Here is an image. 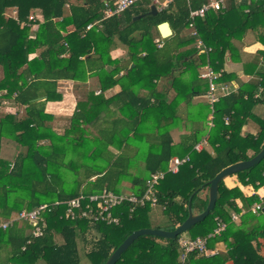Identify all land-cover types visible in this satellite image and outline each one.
<instances>
[{"label": "trees", "instance_id": "1", "mask_svg": "<svg viewBox=\"0 0 264 264\" xmlns=\"http://www.w3.org/2000/svg\"><path fill=\"white\" fill-rule=\"evenodd\" d=\"M111 1L0 0V106L4 99L25 105L21 115H0V220L12 218L23 208L72 198L81 186L87 194L103 188L120 192L122 182L129 181V191L139 195L151 172L164 171L156 185L157 201H147L133 211L123 202L113 210L117 224L65 219L60 207L45 214L44 233L39 237L30 236L29 223L13 221L0 227V264H80L78 239L92 264H103L132 231L173 230L187 217L189 202L193 212L203 211L207 199L201 200L199 191L206 188V182L223 167L251 158L264 144V120L256 124L254 133L240 134L252 107L264 105V0H231L225 10L207 11L196 18L198 38L210 47L200 54L192 46L194 38L185 33V0H173L156 15L147 13L152 2L142 0L103 19L105 3L111 5ZM189 2L197 8L204 0ZM32 12H38L41 20L29 19ZM139 14L143 15L133 20ZM164 21L172 34L161 38L157 25ZM91 22L96 24L86 29ZM33 26L35 33L30 36ZM247 32L262 48L242 60ZM156 37L163 41L160 47L154 42ZM118 48L124 49L122 59L111 55ZM227 55L251 78L238 83L236 92L219 98L213 126L207 129V103L192 105L191 100L205 98L207 81L199 73L206 63L222 70L218 81L237 79L236 70L227 67ZM90 75L98 76L101 92L115 85L119 90L104 100L89 91L84 100L77 101L69 126L57 134L44 103L61 99L58 80L85 81ZM258 87L263 94L254 97ZM180 102L191 106L187 118L192 130L174 142L169 131L179 123ZM205 134L206 145L196 151L194 145ZM4 141L19 147L12 158L1 154ZM172 156L188 160L171 172L167 168ZM139 160L145 161L144 176L134 170ZM263 171L264 157L232 175L257 189L264 184ZM237 198L242 200L240 206ZM257 200L256 193L244 196L237 186L228 188L219 181L213 209L188 230L195 229L191 238L208 235L218 216L226 227L208 239V247L221 241L226 249L212 256L191 252L185 264H224L227 260L264 264V212L248 210ZM155 205L161 206L167 222L152 226L148 216ZM233 212L239 213L236 221L231 220ZM182 234L174 238L140 235L114 264H179Z\"/></svg>", "mask_w": 264, "mask_h": 264}, {"label": "built area", "instance_id": "2", "mask_svg": "<svg viewBox=\"0 0 264 264\" xmlns=\"http://www.w3.org/2000/svg\"><path fill=\"white\" fill-rule=\"evenodd\" d=\"M142 0H112L111 5L105 3L106 9L103 15V19L119 14L130 6L140 2ZM157 11L165 9L173 0H150ZM231 0H207L206 3L202 4L198 8L189 9L188 11V27L190 29L189 35L194 37V46L199 53H207L210 48L207 47L198 38L194 21L198 17L204 16L207 11H221L225 9L227 3ZM236 2L250 3L252 0H234ZM29 19H40L41 15L36 12L29 14ZM96 22H91L86 25V29L91 28ZM154 42L158 47L162 45V41L155 39ZM264 67V64H263ZM222 70H214L211 64H205L199 73V77L207 81V91L205 94V101L210 109L209 118L207 120V126H213V113L214 105L221 96L228 95L232 91L237 89L236 83L233 81L221 82L218 78L221 76ZM263 94V88L258 87L254 97H260ZM224 123L227 124L229 119L227 116L223 118ZM201 143V144H200ZM194 145V149L198 150L201 148L203 143H206V139L202 142ZM188 160V157H172L168 164V171L176 172L179 165L183 164ZM264 175V171L262 172ZM164 176V171H155L149 174V177L144 181L146 189L141 194H134L131 192L116 193L106 188L93 193H85L80 188L78 194L67 200H54L50 203H40L31 209H21L15 213L12 218L0 220V227L6 228L11 225L13 221H20L29 223V233L31 237H39L44 233L46 225L45 214L52 210L62 207V216L65 219L70 220H85L87 222H104L106 224H117L118 217L113 213L115 207L121 205L123 202L130 204L129 210L133 211L136 206H142L145 202L149 201L151 204H155L157 201L156 197V185L159 180ZM264 207V195L260 196L257 201L251 204L248 208L252 213L262 212ZM239 213H231V220H238ZM215 226L213 230L204 236H196L194 238L181 236L179 238V264H185L187 255L191 252H195L197 255L212 256L219 252L217 247L209 248L208 239L219 235L226 227V222L220 217L214 218ZM30 239V238H29ZM29 239L27 242H29Z\"/></svg>", "mask_w": 264, "mask_h": 264}, {"label": "crops", "instance_id": "3", "mask_svg": "<svg viewBox=\"0 0 264 264\" xmlns=\"http://www.w3.org/2000/svg\"><path fill=\"white\" fill-rule=\"evenodd\" d=\"M185 1H186L187 6H188V11H189V9H195V8L190 7L189 0H185ZM206 2H207V0H204V2L202 4H204ZM151 5H154V4L151 3ZM149 10H150V8H149ZM223 10H225V9H223ZM157 13H158V11H157ZM8 14H10V13H8ZM187 19H188V14H187ZM187 24H188V22H187ZM35 26L30 27V32H29L30 36H34ZM189 31H190V29H189V27H187L185 33L187 35H189ZM196 36L198 37V35H196ZM247 36H249V37H247ZM157 39H159V38H157ZM159 40H161V39H159ZM244 40L245 41L247 40V42H249V44H247V42L243 44L241 58H242V60H249L257 50L262 48V45L258 42H255L253 39V34L249 33V32L246 33ZM162 44H163V41H162ZM192 46L195 48L194 42H193ZM196 52L198 54H200L197 51V49H196ZM33 55L34 54H31L30 56H33ZM111 55L113 58L116 57L118 59H122L125 57L124 49H121V48L115 49L111 52ZM225 60L227 62V67L229 69H235L236 73H238L237 79L235 80L237 82L232 80L234 83H236L237 88H238V83L240 84V82H247L248 80H250L251 75L243 74L240 71L241 66L239 63H231L228 55L226 56ZM0 71H1V69H0ZM238 71H240V72H238ZM122 72H123V70H120L119 75L122 74ZM57 84H58L57 90L61 93V96H62L61 99L49 100V101H46L44 103V112L50 115L52 127L57 134H62L64 129L69 126V122H70L69 118L75 109V105H76L77 101L84 100L89 91H93L94 94H101L103 96V100H104V99H111V96H113L119 90V85H115L113 87L106 88L101 92V87L99 85L98 76H96V75L88 76L85 81L60 79L57 81ZM236 90L232 91L231 93L236 92ZM171 97H172V95L169 94L168 98L171 99ZM201 97L203 99H201L200 96L199 97L194 96L191 100V104L196 105L198 102H201V101L203 103H206L205 98L203 96H201ZM259 106L260 107L263 106V108H264V105H257V104H255L252 108H255V111H259V108H260ZM24 108H25V105H19L18 103H10L8 101V99H4L1 102L0 115H3L2 111L4 112V114L5 113L14 114V113L18 112V115H21L22 113H24ZM177 108H178L179 123H178V125H176V127L175 126L172 127L169 131L174 142H179L181 137H182V134H189L192 130V123H191V121H188V118H187V114L189 113L191 106L190 105L188 106V104H185L184 102H180V104L177 106ZM13 109H14V112H13ZM195 128H199V125L196 124ZM255 131H257V126L255 125V123L247 122L242 127L240 134H244L246 132L254 133ZM206 137H207V135L205 134L204 136H202L201 140H199L197 143L202 142L204 139H206ZM9 143H10V141H9ZM11 143H13L12 147L15 150V153L17 151H19V149L14 146V142H11ZM205 145H206V143H203L201 148L196 150V151H200ZM110 149L113 150L114 152H117V150L113 147H110ZM172 157H175V156H172ZM134 170H136V173L139 176H144L145 175V161L139 160L137 162L136 168ZM223 182L228 188H232V187L237 186L241 190V192L244 196H249L253 193H256V195L259 198L260 196L264 195V184L258 186L257 189H254V187L251 184H242L238 180V177L235 175H232V174L225 177L223 179ZM129 185H130L129 181H123L122 184L120 185L121 186L120 192H116V193L132 192V191H129L130 190ZM140 185H142V183H140ZM80 188H82V186ZM199 197L201 198V200H203L205 198L207 199V188H203L199 191ZM235 202H237V205H239V206L242 204V200L240 198H237ZM155 207H156V205L153 206L150 211H152L153 208H155ZM194 213H197V212L194 211ZM165 222H167L166 219L162 221V223H165ZM162 223H160V224H162ZM182 236L189 237V235L184 234V233L182 234ZM263 242H264V239H263ZM215 247H217L219 249V252L225 251V249H226L225 244L221 241L216 242L212 248H215ZM224 264H234V263L232 260H227L224 262Z\"/></svg>", "mask_w": 264, "mask_h": 264}, {"label": "water", "instance_id": "4", "mask_svg": "<svg viewBox=\"0 0 264 264\" xmlns=\"http://www.w3.org/2000/svg\"><path fill=\"white\" fill-rule=\"evenodd\" d=\"M149 14L155 15L157 10L154 5L150 6V10L147 12ZM143 14H139L133 17V20L138 19ZM159 34L162 38L169 37L172 34V30L169 27L168 22L164 21L157 26ZM98 56V55H96ZM264 157V144L261 149L254 154L251 158L247 160H240L233 162L221 170H219L210 180L206 182L204 186L207 188V204L203 211L199 213H194L191 209L190 202L188 203L187 217L178 224L173 230H164L161 228H139L132 231L125 239L111 252L103 264H114L119 258L120 254L127 249V247L140 235L150 234L153 236H159L163 238H174L179 233L187 231L195 223L201 221L214 207L217 199V185L219 181L223 180L225 177L234 174L238 171L248 169L258 163ZM264 212V207L262 208Z\"/></svg>", "mask_w": 264, "mask_h": 264}, {"label": "rangeland", "instance_id": "5", "mask_svg": "<svg viewBox=\"0 0 264 264\" xmlns=\"http://www.w3.org/2000/svg\"><path fill=\"white\" fill-rule=\"evenodd\" d=\"M247 37H249V36H247ZM246 42H247V40L246 41L244 40L243 43H246ZM247 44H249V42H247ZM1 75H2V72L0 71V77H1ZM161 82L162 81L157 83V87H156L157 90L161 88ZM200 98L203 99L202 97H200ZM257 105H260V103ZM251 111H252V115L249 117L248 122L255 123V125H256L261 120H264V108H263V106L259 108V111H255V108H252ZM13 112H14V109H13ZM2 114H4L3 111H2ZM203 125H204L203 121L202 122L200 121V128H203ZM210 128L211 127H207V129H210ZM12 145H13V143H11V142L9 143L7 141H4V145L2 147L1 154L5 157L12 158V156H14V153H15V150L13 149ZM14 146L19 149V147L17 145L14 144ZM148 217H149V224L152 226L160 224V223H162L163 220H165V215L163 214V211H162V208L160 205H156V207L153 208L152 211H150ZM194 230L195 229L193 228V229L185 231L183 233L189 235L191 233H194ZM78 248H79L80 264H92L89 255L84 254L85 250L82 248V242L80 239H78ZM36 264H40V262H38Z\"/></svg>", "mask_w": 264, "mask_h": 264}]
</instances>
